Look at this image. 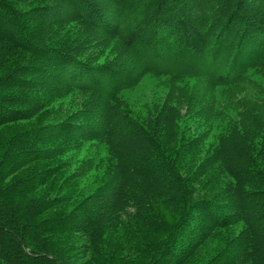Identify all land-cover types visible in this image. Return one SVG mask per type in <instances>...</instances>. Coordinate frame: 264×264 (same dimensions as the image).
<instances>
[{
	"label": "trees",
	"instance_id": "trees-1",
	"mask_svg": "<svg viewBox=\"0 0 264 264\" xmlns=\"http://www.w3.org/2000/svg\"><path fill=\"white\" fill-rule=\"evenodd\" d=\"M30 122L0 264H264V0H0V130Z\"/></svg>",
	"mask_w": 264,
	"mask_h": 264
},
{
	"label": "rangeland",
	"instance_id": "rangeland-1",
	"mask_svg": "<svg viewBox=\"0 0 264 264\" xmlns=\"http://www.w3.org/2000/svg\"><path fill=\"white\" fill-rule=\"evenodd\" d=\"M195 82L191 79L184 80L182 84L180 85L183 87L189 88L190 86L194 85ZM170 89L169 84L166 80L161 78H154L151 76H146L143 78L141 83L134 89L130 91L124 92V98L128 101V104H130L135 109L136 112H139L138 110L144 109L145 105H150V103L154 102L155 100L159 99V97L164 96L167 91ZM68 112L67 107H62V114L61 116L65 115V113ZM57 121V120H55ZM32 122L30 123H22V124H16L12 126H7L0 130V139L18 131L26 129L30 126ZM238 229L226 231L223 233L224 238H229L233 236L234 233H236ZM233 233V234H232ZM73 239H76L73 237ZM217 251V246L215 245L214 241H211L207 243L203 249V260L207 261L209 258L213 257V255Z\"/></svg>",
	"mask_w": 264,
	"mask_h": 264
}]
</instances>
